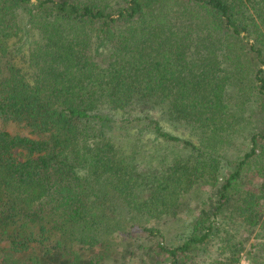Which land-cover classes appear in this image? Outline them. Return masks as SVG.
Returning a JSON list of instances; mask_svg holds the SVG:
<instances>
[{
    "label": "trees",
    "instance_id": "16d2710c",
    "mask_svg": "<svg viewBox=\"0 0 264 264\" xmlns=\"http://www.w3.org/2000/svg\"><path fill=\"white\" fill-rule=\"evenodd\" d=\"M133 123L174 154L121 151ZM216 243L210 264H264V0H0V264H197Z\"/></svg>",
    "mask_w": 264,
    "mask_h": 264
},
{
    "label": "rangeland",
    "instance_id": "374dc122",
    "mask_svg": "<svg viewBox=\"0 0 264 264\" xmlns=\"http://www.w3.org/2000/svg\"><path fill=\"white\" fill-rule=\"evenodd\" d=\"M24 39L25 38L22 37L21 35V37H18L17 39L14 40V45L16 48L21 46L20 49L21 51L18 54V57L20 58L19 61L22 65H24L22 57L25 55V51H27V46L23 44ZM246 106L247 107H245V109L242 111L243 114L240 116L242 119L241 123H238L235 126L234 131L232 132V135L234 137V142L236 143V145L234 144L235 147L233 148L236 153L244 152L247 149L248 143L246 142L245 140L246 137L244 138V136L250 133L251 130L257 131L260 125L259 115L253 112L252 107H250L248 104H246ZM231 108L232 109L236 108V106L233 105V107ZM150 114L156 118H159L163 128L166 131H169L174 135L186 139H191L195 142L197 141L198 135L195 133L196 131L191 129L190 126L188 127L184 124H177L171 121L165 115H162L157 111H153V112L150 111ZM121 115H122L121 112L116 113L117 119H119L118 117H120ZM125 116L126 115L124 114L123 117ZM132 125L133 126L128 124L126 128H121L119 125L116 126V128L114 129L112 135H114L115 141H117L119 145L122 144L121 151H123L124 153H128L131 150V148L133 147L138 148L140 152V156H142L143 154H147L145 163H149V164L158 163L160 162V160H162V158H160V160L158 161L154 157V155L158 157H161L163 155H167L171 157L174 154L175 150H171L166 147L160 148L163 146L162 143H160V141L155 139L152 133L148 131L142 132V130L139 129L137 125H135V123H133ZM9 128L12 129L13 126L9 125ZM149 152H151V154H149ZM210 189H212L210 185L204 184L200 187V190L202 192L210 191ZM200 206L201 205L199 204H195L193 199L190 200L189 205L187 207L183 206L176 212L177 214H175L174 223L171 222L169 226L166 225L161 226L164 229V232L169 233L172 236L181 232L182 230L186 231L187 223H189L197 215ZM126 235L128 236L127 233H121V235L118 238L122 239L123 237H127ZM133 235H135V233ZM217 245H218L217 243L213 244L210 250L204 255H202L200 259H198L197 264H210V262L214 259V257L217 256L218 253ZM132 263L140 264V260L137 261L136 258H133ZM238 264H252V262L244 253H242V256L240 257V261Z\"/></svg>",
    "mask_w": 264,
    "mask_h": 264
}]
</instances>
